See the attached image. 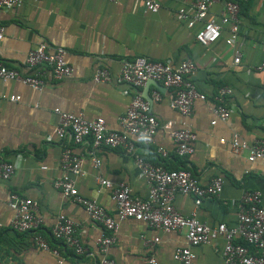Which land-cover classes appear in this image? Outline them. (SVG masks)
Listing matches in <instances>:
<instances>
[{
    "label": "crops",
    "instance_id": "obj_1",
    "mask_svg": "<svg viewBox=\"0 0 264 264\" xmlns=\"http://www.w3.org/2000/svg\"><path fill=\"white\" fill-rule=\"evenodd\" d=\"M156 13L146 11L133 0H22L18 8L0 10V22L5 28L0 42V61L22 75L31 74L25 65L27 53L46 43L50 48L65 49V60L72 74L59 82L46 79L42 91H34L17 81L0 80V160L14 164L13 176L0 180V215L5 222L12 213L8 207L12 193L38 204L37 215L43 224L39 234L58 250L64 264H100L98 240L102 228L92 222L78 204L66 200L53 183L64 173L60 167L65 149L82 159L83 175L75 179L80 196L96 200L106 211L115 215L116 207L110 190L100 186L97 179L112 184L124 182L135 197L145 199L148 188L140 177L133 158L121 148L100 149L94 152L89 141L74 145L68 139L58 140L54 130L58 124L55 110L82 112L87 120L103 118L108 130L120 131V119L125 114L131 96L139 92L143 97L145 85L137 90L114 82L95 84L97 69H107L116 75L123 61L146 57L177 66L191 60L196 70L191 77L205 101H195L192 113L181 116L168 103L171 89L156 82L147 88L160 101L152 100L150 113L160 125L171 121L175 129H188L196 135L194 152L185 158L175 154V145L167 132L159 129L144 159L162 164L167 170L187 168L202 185L214 177L223 179L221 194L205 200L194 208L189 195L175 196L173 206L183 216L195 211L197 219L215 227L237 224L238 204L245 192L260 191L264 207V159L249 162L247 153L235 155L231 140L252 144L264 138V94L262 80L256 66L264 61V2L250 0L240 8L241 32L237 41L240 62L235 65L234 51L224 39L229 28L224 27L221 38L209 46H201L195 35L202 22L190 28L178 17L183 9L188 19L194 15L192 0H157ZM224 0H216L205 20H218L224 12ZM231 88L227 99L230 116L225 122L211 125L213 97L218 88ZM127 90L128 95L123 92ZM10 96H19L10 102ZM52 141L48 142L47 138ZM220 140L224 142L221 143ZM159 150L166 152L162 158ZM94 154V155H93ZM100 160L94 167L92 158ZM44 168V169H43ZM59 215L78 224L77 237L83 254L76 255L50 234ZM146 240L159 238L153 251L145 247ZM32 234H18L4 227L0 229V264H56V258L37 248ZM223 239L191 248L192 264H225L221 257ZM187 246L182 232L164 233L132 219L119 222L116 241L109 249L114 264H145L152 255L158 264H180L173 260L176 249Z\"/></svg>",
    "mask_w": 264,
    "mask_h": 264
},
{
    "label": "built area",
    "instance_id": "obj_2",
    "mask_svg": "<svg viewBox=\"0 0 264 264\" xmlns=\"http://www.w3.org/2000/svg\"><path fill=\"white\" fill-rule=\"evenodd\" d=\"M114 2L115 0H107ZM194 15L188 19L183 9L179 10L178 17L192 27L195 22H202V27L195 35V40L201 46H209L221 38L222 29L229 28V35L224 39L227 47L234 51L233 63L240 62V51L237 41L241 32L239 5L232 0H224L222 16L215 20H205L209 8L216 0H192ZM238 1V0H236ZM247 2L249 0H239ZM262 1L264 0H256ZM140 2L143 8L156 13L159 10L157 0H133ZM22 0H0V10L18 8ZM5 28L0 22V42L4 37ZM65 49L61 47L50 48L46 43H40L31 49L25 58V65L31 74L22 75L15 69L8 68L0 61V80L17 81L34 91H42L46 86V79L59 82L72 74V68L65 60ZM196 66L191 60L181 62L177 66L160 61H151L146 57H136L131 61H123L119 72L112 75L107 69H97L92 77L95 84L114 82L137 90L147 81L161 83L165 88L171 89L168 103L171 109L181 116L188 117L192 113L195 101H205L206 96L199 92L191 77ZM261 75L262 90L264 94V61L256 66ZM128 95L129 92H123ZM232 95L231 88L224 86L217 90L213 97L211 113L214 119L211 125L218 121L225 122L230 116L227 99ZM160 95L154 93L152 100L160 101ZM19 96H10V102H18ZM149 103L135 92L131 98L125 114L120 119V131H111L106 127L103 118L87 120L82 112L69 113L56 109L58 124L54 136L58 140L68 139L74 145H81L89 141L94 152L100 149L121 148L128 156L133 158L134 164L148 188L145 199L135 197L128 184L120 182L112 184L108 180L98 178L100 186L110 190L114 201L115 215L109 214L96 200L87 199L79 195L75 179L83 175L82 159L65 149L61 157L60 167L63 175L53 183L66 200L80 205L88 218L101 226L102 234L98 240V252L102 256L100 264H114L109 258V249L116 241L119 222L132 219L144 223L147 227L160 230L164 233L182 232L185 235L187 246L178 248L173 254V260L180 264H192L194 254L191 248L201 244H209L218 238L224 243L221 257L225 264H264V207L260 191L245 192L238 204L237 224L230 227L218 224L209 227L201 223L192 212L183 216L173 206L176 195H189L193 198L194 208H198L205 200L218 197L223 188V179L214 177L208 184L202 185L189 170H167L162 164L154 165L144 159L147 148L153 143L157 131L165 130L175 145V154L180 158L190 156L194 152L196 135L188 129H175L173 122L168 121L160 125L150 113ZM48 142L52 138H47ZM223 143V140H220ZM231 151L235 155L247 153L249 162L264 159V138L255 140L252 144L241 142L237 137L231 140ZM162 158L166 152L159 150ZM94 155V154H93ZM94 167L100 165V160L93 156ZM44 169V168H43ZM15 171L11 162L0 160V180H9ZM8 207L12 213L5 224L0 215V229L6 227L18 234H32L34 245L40 250L50 252L56 258V264H64L63 258L57 249L39 234L43 224L37 215L38 204L28 198L12 193L9 196ZM77 228L73 220L65 215H59L50 230L53 240L61 243L64 248L76 255L83 254V247L77 237ZM145 247L153 251L159 238L146 240L141 237ZM145 264H158L150 255Z\"/></svg>",
    "mask_w": 264,
    "mask_h": 264
},
{
    "label": "water",
    "instance_id": "obj_3",
    "mask_svg": "<svg viewBox=\"0 0 264 264\" xmlns=\"http://www.w3.org/2000/svg\"><path fill=\"white\" fill-rule=\"evenodd\" d=\"M156 82L155 81H147L146 84H145V87L142 91L143 93V98L149 103L151 104L152 103V99L150 98V96H148L146 93H147V88L150 86V85H153L155 84Z\"/></svg>",
    "mask_w": 264,
    "mask_h": 264
},
{
    "label": "trees",
    "instance_id": "obj_4",
    "mask_svg": "<svg viewBox=\"0 0 264 264\" xmlns=\"http://www.w3.org/2000/svg\"><path fill=\"white\" fill-rule=\"evenodd\" d=\"M232 1H235V2H237L238 3V5H239V9L240 8H242V6L243 5H246L249 1H247V2H242V1H236V0H232ZM241 10V9H240ZM240 10H239V15H240ZM154 165H159V164H154ZM179 169H185V170H189V169H187V168H179ZM176 170H178V169H176ZM190 171V170H189ZM192 173V172H191ZM194 175V174H193ZM55 241V240H54ZM56 242V241H55Z\"/></svg>",
    "mask_w": 264,
    "mask_h": 264
}]
</instances>
